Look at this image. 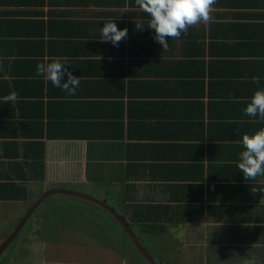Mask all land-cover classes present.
Here are the masks:
<instances>
[{
  "label": "crops",
  "instance_id": "obj_1",
  "mask_svg": "<svg viewBox=\"0 0 264 264\" xmlns=\"http://www.w3.org/2000/svg\"><path fill=\"white\" fill-rule=\"evenodd\" d=\"M25 3L0 0V247L19 205L22 219L47 192L67 189L126 219L136 207L162 208L177 221L159 239L175 244L171 264H264V177L238 169L243 134L264 127L243 111L264 87L261 0L215 6L208 23L168 38L167 51L131 0ZM109 18L128 29L118 46L101 40ZM54 57L79 77L74 95L37 74ZM83 254L52 264H84Z\"/></svg>",
  "mask_w": 264,
  "mask_h": 264
},
{
  "label": "rangeland",
  "instance_id": "obj_2",
  "mask_svg": "<svg viewBox=\"0 0 264 264\" xmlns=\"http://www.w3.org/2000/svg\"><path fill=\"white\" fill-rule=\"evenodd\" d=\"M111 201H113V199H111ZM112 205L116 206L113 203ZM89 206L90 207L87 206L86 208V205L81 204L80 200L62 195L49 198L38 212L44 217L43 221L40 220V215L37 220L34 221L37 225L32 224V226H29V223H32L30 221L28 223V230H24L19 234L15 242L7 250L8 252L6 251L7 253L2 258L0 264H52L54 262L52 261L54 260L53 256L56 255V257H61L60 260L64 261V254L68 257L70 252L75 248H80L83 251L84 259H82L84 260V264H150L143 258L144 256L133 244L128 235L122 240V245H120V247L108 243L104 245V240L110 235L118 239V234L122 236L125 233H121L117 225L118 221L116 222L113 216L106 213L105 210L98 207L96 204ZM17 209H20V215L18 214L20 217L19 220H16V216L11 219L14 222V226L3 234V237H7V239L14 233V230L24 218L20 219L25 213L24 210H21L23 209L22 206L19 205ZM26 211H28V209ZM7 223V221L6 224L2 223V220H0V231L3 230L5 232L8 227ZM44 227H46V231ZM69 228L70 231L68 232ZM72 228L79 229L84 235L75 234L76 230L72 232ZM39 230H41V233H39ZM138 230L139 229H137V231ZM66 232H68V235ZM88 232H91L92 236L86 235ZM38 233L41 235L39 236ZM71 234H74V236ZM139 236L141 240H145L140 234ZM101 238L103 241L100 240ZM42 240L48 242L50 245L49 249L44 245H40ZM70 241H72V244ZM159 242L161 244L160 249H163L164 252H169L170 262L174 261L173 257H175L176 254L175 244L168 247L172 242L171 239H168L166 236ZM144 243L149 253H152L156 258V247L152 245L150 240H145ZM162 244L165 245V247L162 246ZM119 248L123 250H119ZM108 252H111V254H108ZM107 255L112 257V262L108 259ZM186 255L188 254L186 253ZM8 256H10L11 259L7 263L5 260ZM99 257L106 259L101 262ZM114 260L115 262L113 263ZM58 264H64V262L61 263L59 261Z\"/></svg>",
  "mask_w": 264,
  "mask_h": 264
},
{
  "label": "clouds",
  "instance_id": "obj_3",
  "mask_svg": "<svg viewBox=\"0 0 264 264\" xmlns=\"http://www.w3.org/2000/svg\"><path fill=\"white\" fill-rule=\"evenodd\" d=\"M135 3L149 15L148 27L155 30V39L163 46V50L167 51L169 48L168 38L178 39L181 33L187 35L190 27L200 23L206 24L211 20L217 0H135ZM135 26L140 30L145 28L143 22L137 23ZM127 35L126 27L118 28L112 18L105 20L102 28V41H111L118 46L122 39L127 38ZM3 59L4 57H0V61ZM67 65L69 64L66 62V58L54 57L50 62L37 64L36 71L46 81H50L53 86L74 95L80 87V79L68 70ZM65 75L68 77L67 80L63 79ZM252 82L259 85V77L254 76ZM17 98V93L12 92L4 97V102H14ZM230 99L233 102H238L235 97ZM243 111L245 115L258 116L259 120L264 123V87L258 88L254 92ZM241 143L244 150L240 153L238 169L243 172L245 180L254 181L257 177H264V127L252 134H243ZM252 191L255 193L258 190L252 188ZM244 264H258V261L253 257L246 259Z\"/></svg>",
  "mask_w": 264,
  "mask_h": 264
},
{
  "label": "trees",
  "instance_id": "obj_4",
  "mask_svg": "<svg viewBox=\"0 0 264 264\" xmlns=\"http://www.w3.org/2000/svg\"><path fill=\"white\" fill-rule=\"evenodd\" d=\"M14 1L22 3V6H26L27 3H25V1L27 2L28 0H14ZM131 1H133L135 3V0H131ZM245 1L246 0H217V3H216L215 6L216 7H218V6H227V5H230V6L234 5L235 6L236 4H239V2H245ZM261 2H262V4H264V0H261ZM28 4H29V2H28ZM246 4H247V2H246ZM26 197H27L26 192H23L21 194V199H24ZM82 202H86V203H82ZM81 204L86 205V208H87V206L90 207L89 205H93V203H89L88 204V201H84V200H81ZM129 210H130V208L127 209L126 212H129ZM140 211H142L143 214H144L142 218H140L141 217V212ZM132 212H131L130 218H128V219H126V215L128 213H126V214L122 213V218H124L125 220L128 221L130 227L133 229L135 234L138 236L140 242L143 244L144 247H145V245H144L145 244L144 243L145 240H150L152 245L156 247V258L153 256L152 253H150L153 258L159 260L163 264H171V262H170V260H171L170 259V254H169V252H164L163 249H160L161 244L159 242V239H160L161 234H162L163 226L165 224H169V223H174L175 224V222H177V221L175 219H173V218H170V217L166 218L167 220H165L162 217H160L159 212L162 213L163 211H162V208H158V207H155L154 209L153 208L152 209H150V208H144L143 209V208L136 207V208H133ZM169 212H171L170 209H169ZM106 213H108V212H106ZM108 214H110V213H108ZM172 219H173V221H172ZM115 221L117 222L116 219H115ZM117 225L119 226V228L121 230V233H123V234L125 233V234L120 236L117 233L118 237H119L118 239H117V237H114L113 235H110L108 238H106L104 240V245L107 244V243L108 244H112L113 246L115 245V246H119V247H120V245H122V240L126 238L127 233H126L125 229L123 228V226L119 222H117ZM137 229H139V230L137 231ZM138 233L145 240H141V238H140ZM86 235L92 236V233L88 232ZM100 240L103 241L102 238ZM168 247H169V245H168ZM119 250H123V249L119 248ZM5 254H4V256H5ZM123 255H125V254H123ZM10 259H11L10 256H8V257H6L5 261L8 263L10 261ZM0 263H1V261H0Z\"/></svg>",
  "mask_w": 264,
  "mask_h": 264
},
{
  "label": "water",
  "instance_id": "obj_5",
  "mask_svg": "<svg viewBox=\"0 0 264 264\" xmlns=\"http://www.w3.org/2000/svg\"><path fill=\"white\" fill-rule=\"evenodd\" d=\"M69 196L73 198H79L84 201H88L91 203H94L98 206H100L103 210L106 212L110 213L117 221L123 226L125 229L126 233L129 235L130 239L132 242L135 244V246L138 248V250L141 252V254L144 256V258L150 263V264H159L147 251V249L142 245L140 242L139 238L137 235L133 232L132 228L130 227L129 223L121 217V215L113 210L111 207L108 205L94 199L91 196L77 193V192H72V191H67V190H51L47 192L35 205L34 207L27 213V215L22 219L20 222L19 226L14 230V233L7 239L4 244L0 247V261L3 258L4 254L6 251L12 246V244L15 242V239L19 236V234L22 232L23 228L29 221V219L37 212V210L43 205V203L53 197V196Z\"/></svg>",
  "mask_w": 264,
  "mask_h": 264
},
{
  "label": "flooded vegetation",
  "instance_id": "obj_6",
  "mask_svg": "<svg viewBox=\"0 0 264 264\" xmlns=\"http://www.w3.org/2000/svg\"><path fill=\"white\" fill-rule=\"evenodd\" d=\"M97 200V199H96ZM99 201V200H98ZM101 202V201H100ZM90 202H88V204H89ZM103 203V202H102ZM94 204V203H93ZM98 206V205H97ZM98 207H100V206H98ZM101 208V207H100ZM33 217H34V215L29 219V221L27 222V224L33 219ZM26 224V225H27ZM24 229V228H23Z\"/></svg>",
  "mask_w": 264,
  "mask_h": 264
}]
</instances>
